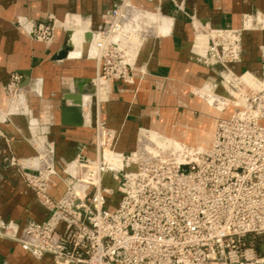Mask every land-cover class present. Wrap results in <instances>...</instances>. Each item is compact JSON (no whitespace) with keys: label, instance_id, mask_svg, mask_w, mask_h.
I'll use <instances>...</instances> for the list:
<instances>
[{"label":"built area","instance_id":"2783aa9c","mask_svg":"<svg viewBox=\"0 0 264 264\" xmlns=\"http://www.w3.org/2000/svg\"><path fill=\"white\" fill-rule=\"evenodd\" d=\"M120 22L115 8L88 35L92 53L86 55L99 66L97 100L106 96L109 80L132 83L135 75V47ZM53 26L40 22L29 33L46 42ZM242 30L207 29L203 52L193 43L196 61L217 75L207 90L224 101L220 111L227 113L214 121L205 149L144 130L132 151L119 152L118 132L97 116L94 157L80 146L58 170L48 138L52 116L49 110L32 116L22 76L11 72L0 123L12 115L27 118L34 155L17 157L10 138L1 131L0 137L9 165L48 215L21 229L0 219V239L17 242L36 259L49 255L51 264H264V47L259 75L237 71ZM55 180L63 186L58 197L50 193Z\"/></svg>","mask_w":264,"mask_h":264},{"label":"crops","instance_id":"0c3cea01","mask_svg":"<svg viewBox=\"0 0 264 264\" xmlns=\"http://www.w3.org/2000/svg\"><path fill=\"white\" fill-rule=\"evenodd\" d=\"M115 8L122 10L125 25L127 20H137L145 28L138 29L136 24L123 30L126 41L135 47L132 83L111 79L106 96L97 100L91 83L99 66L86 55L92 53L88 35L100 29ZM40 22L54 23L49 41H37L29 33ZM241 27L242 58L235 68L259 75L264 0H0V106H6L3 86L9 74L19 72L32 116L37 119L46 110L52 116L48 138L54 144L58 170L80 146L94 157L97 116L118 132L115 149L119 152L132 151L138 132L144 130L152 138L162 136L191 146L206 138L208 145L213 123L221 116L195 91L213 94L207 87L217 75L196 61L193 43L203 52L207 29ZM217 91L223 92L220 87ZM70 93L81 95L78 124L63 119L62 108L71 103L65 96ZM0 131L10 138L17 157L34 155L26 140L30 135L27 118L12 115L10 122L0 123ZM62 190L55 180L50 193L58 197ZM47 215L17 169L9 165L0 137V219L13 221L21 229L28 220L40 222ZM0 264H51V258L36 259L17 242L0 239Z\"/></svg>","mask_w":264,"mask_h":264},{"label":"bare ground","instance_id":"6f19581e","mask_svg":"<svg viewBox=\"0 0 264 264\" xmlns=\"http://www.w3.org/2000/svg\"><path fill=\"white\" fill-rule=\"evenodd\" d=\"M135 22H138L137 20H135V21H131V20H127L126 21V24L127 25H125L124 23L125 22H120V26H121V31L123 32V30L127 27V26H130V28H136L137 26H138V29H142V24H138V23H135ZM139 22H143V21H139ZM145 23L147 24V21L145 20ZM145 23H143V24H145ZM137 24V26H135ZM143 28H145V27H143ZM241 29H243V27H241ZM137 37V36H136ZM125 40H127V36H125ZM80 49L81 48H79V50H78V52L80 51ZM37 82V81H36ZM35 87V86H34ZM195 93H196V95H198L199 97H201L202 99H203V101H204V104L208 107V108H213V109H216L218 112H221L220 110H221V107L224 105V101L223 100H221L220 98H217L216 96H214L213 94H210V93H205V92H202L201 90H197V91H195ZM34 94V93H33ZM35 95V94H34ZM70 105H71V103H70ZM215 105H217L216 107H215ZM80 106H82V101L80 102V105H79V107ZM80 109H81V107H80ZM206 121H204V124L206 125ZM212 133V132H211ZM149 134H152V133H150L149 132ZM211 136V135H210ZM150 137L152 138V136L150 135ZM210 139H211V137H210ZM205 140L206 141H202L201 143H198V144H196V145H194L193 147H197V148H201V149H205V148H208V146H209V143H210V140H209V143H208V145H206L207 144V139L205 138ZM174 141H176V140H174ZM193 141H195V138H194V140ZM177 142H182V141H177ZM184 143V142H183ZM206 143V144H205ZM203 144H205V145H203Z\"/></svg>","mask_w":264,"mask_h":264},{"label":"water","instance_id":"95a60500","mask_svg":"<svg viewBox=\"0 0 264 264\" xmlns=\"http://www.w3.org/2000/svg\"><path fill=\"white\" fill-rule=\"evenodd\" d=\"M66 99L71 100V105H65L62 108V115L64 121L66 120L68 123L71 124H78L79 123V116H80V102H81V95L80 94H67L65 96Z\"/></svg>","mask_w":264,"mask_h":264},{"label":"rangeland","instance_id":"374dc122","mask_svg":"<svg viewBox=\"0 0 264 264\" xmlns=\"http://www.w3.org/2000/svg\"><path fill=\"white\" fill-rule=\"evenodd\" d=\"M119 9V8H118ZM119 12L120 13H122V10L121 9H119ZM129 37H131V36H129ZM79 56H80V54H79ZM91 85H92V87L94 86V89H93V91L95 92L96 91V89H97V86H98V81L97 80H94L92 83H91ZM204 90H206V88L204 89ZM94 94H96V93H94ZM228 111V110H227ZM226 110H224V111H221L220 112V116L222 117L223 115L225 116L226 114ZM216 120V119H215ZM213 126H214V123H213ZM213 128V127H212Z\"/></svg>","mask_w":264,"mask_h":264}]
</instances>
